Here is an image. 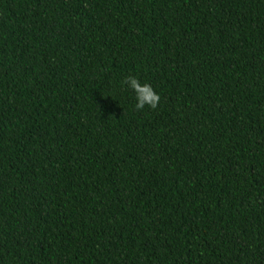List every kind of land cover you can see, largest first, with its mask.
<instances>
[{"label":"trees","instance_id":"16d2710c","mask_svg":"<svg viewBox=\"0 0 264 264\" xmlns=\"http://www.w3.org/2000/svg\"><path fill=\"white\" fill-rule=\"evenodd\" d=\"M0 264H264V0H0Z\"/></svg>","mask_w":264,"mask_h":264},{"label":"clouds","instance_id":"9594fccd","mask_svg":"<svg viewBox=\"0 0 264 264\" xmlns=\"http://www.w3.org/2000/svg\"><path fill=\"white\" fill-rule=\"evenodd\" d=\"M123 85L132 89L136 95L135 109L137 111L144 110L146 107L152 110H156L160 104L161 96L155 91V89L149 83H141V81L132 75L127 76Z\"/></svg>","mask_w":264,"mask_h":264}]
</instances>
